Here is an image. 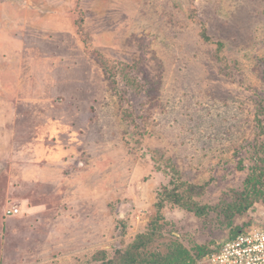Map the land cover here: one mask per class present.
Returning a JSON list of instances; mask_svg holds the SVG:
<instances>
[{"label":"rangeland","instance_id":"1","mask_svg":"<svg viewBox=\"0 0 264 264\" xmlns=\"http://www.w3.org/2000/svg\"><path fill=\"white\" fill-rule=\"evenodd\" d=\"M262 226L264 0H0V264Z\"/></svg>","mask_w":264,"mask_h":264},{"label":"built area","instance_id":"2","mask_svg":"<svg viewBox=\"0 0 264 264\" xmlns=\"http://www.w3.org/2000/svg\"><path fill=\"white\" fill-rule=\"evenodd\" d=\"M18 212V205L11 204L6 215ZM198 264H264V226L226 238Z\"/></svg>","mask_w":264,"mask_h":264},{"label":"trees","instance_id":"3","mask_svg":"<svg viewBox=\"0 0 264 264\" xmlns=\"http://www.w3.org/2000/svg\"><path fill=\"white\" fill-rule=\"evenodd\" d=\"M176 196H178V195H176ZM175 202L176 203H182V201H181V199L179 197L175 198ZM160 204L162 205V201H159V205ZM182 204H185L186 205V203H182ZM196 212H199V211L196 209ZM4 214L6 215V212ZM9 217H12V216H9ZM238 232L239 231H237L233 235L237 234ZM152 240H153V234H151V233H146L145 232V233L139 234L137 236L135 242L131 245V247L129 249H127L124 252H122V253H120V254L117 255L118 258H119V263L118 264H163L164 262H166V260H165L166 257L165 258L164 257H162V258L159 257L158 258L156 256V258L153 261H148L144 257L143 251L147 247V245L149 244V242H151ZM218 243H220V242H217L216 244L211 245L207 249L206 253H204L201 256V259L205 258L212 251L216 250L218 248ZM176 252H177L178 255H180V253H178V251H176ZM172 256H175V253H173L171 255V257ZM167 262H169V261H167ZM104 264H113V261H107V263H104Z\"/></svg>","mask_w":264,"mask_h":264},{"label":"crops","instance_id":"4","mask_svg":"<svg viewBox=\"0 0 264 264\" xmlns=\"http://www.w3.org/2000/svg\"><path fill=\"white\" fill-rule=\"evenodd\" d=\"M20 207H21V203H20ZM20 207H19V208H20ZM33 209H34V207L31 208L32 211H33ZM5 212H6V211H5ZM12 216H13V215H12ZM20 219H24V214H23L22 217H20ZM5 220H6V218H5Z\"/></svg>","mask_w":264,"mask_h":264}]
</instances>
